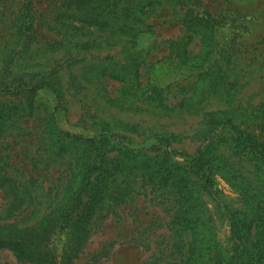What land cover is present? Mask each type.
Returning <instances> with one entry per match:
<instances>
[{"label":"rangeland","instance_id":"374dc122","mask_svg":"<svg viewBox=\"0 0 264 264\" xmlns=\"http://www.w3.org/2000/svg\"><path fill=\"white\" fill-rule=\"evenodd\" d=\"M23 1L0 0V67L11 62L14 72H26L27 77L55 70L63 101L58 104L54 90L46 87L36 93L33 108L24 109L20 97L0 95V181L12 179L6 181L9 192L0 187V223L36 224L66 199L75 157L84 147L78 142L61 152L53 146L44 110L48 106L56 110L59 125L73 133L93 136L101 122L108 121L121 127L125 146L147 148L135 161L127 160L128 169L111 180L76 264L173 261L189 241L187 233L172 224L176 194L137 167L157 157L163 135L175 138L176 160L192 159L214 118L228 111L259 130L257 124L264 120L259 117L264 113V0H163L153 5L135 46L127 38L109 39V32L73 17H65L63 24L57 17L66 9L63 0H32L38 37L26 48L16 32ZM81 24L85 29L80 30ZM71 39L92 45L82 47ZM132 50L142 54L138 78L124 72ZM107 65L123 70L125 78L98 73V66ZM216 132L218 138L232 134L228 127ZM111 142L119 147L110 154L118 155L123 144L113 137ZM229 145L220 141L217 148L231 155ZM230 160L253 178L251 163L237 156ZM228 174L231 180L216 177L217 197L203 191L199 175H187L198 196L190 205L201 204L220 243L230 231V210L232 214L243 208L261 189L256 183L252 189L246 186L235 170ZM14 185L21 203L13 201ZM65 239V232L56 238L59 254ZM0 263L24 264L9 249L0 250Z\"/></svg>","mask_w":264,"mask_h":264},{"label":"trees","instance_id":"16d2710c","mask_svg":"<svg viewBox=\"0 0 264 264\" xmlns=\"http://www.w3.org/2000/svg\"><path fill=\"white\" fill-rule=\"evenodd\" d=\"M162 1L63 0L62 6H66V9L58 13L57 17L63 24L65 17H73L79 23L96 26L97 31L109 32V39L113 37L114 41H118L115 39L127 38L135 46L145 31L153 5H161ZM35 18L34 3L32 0H24L17 16L16 29L22 48H26L38 37ZM83 27L79 26L80 30L85 29ZM70 41L82 47L92 45L89 40ZM96 42L95 39L92 43ZM141 56L138 50L129 52V60L132 61L124 72L129 70L136 78L140 77ZM12 65L10 62L0 67V95L20 97V103L25 104L24 109L33 108L37 102L36 93L46 87L54 90L58 104L63 101L60 80L59 85L55 82V70L38 72L39 75L34 72L33 76L27 77L26 72H14ZM97 71L109 77L125 78L123 70L118 71L110 65L101 68L98 66ZM44 110L54 147L63 152L67 145L79 142L84 149L75 157L76 167L72 172L66 199L36 224L20 225L18 220L0 223V250H11L24 264H76V257L91 236L93 217L110 193L111 180H115L119 173L128 169L127 160L135 161L141 155L137 154L143 153L147 148L125 146L120 140L123 134L118 129L121 127L116 123L103 121L96 134L88 136L62 128L58 123L56 110L52 111L48 106ZM259 117L264 119V113ZM214 120L215 124L207 129L204 142L192 159L186 162L176 160L173 154L175 138L172 135H163L159 136V140L164 148H159L157 157H148L137 167L149 179L173 189L176 194L178 208L172 224L185 231L189 241L185 242V252L180 247L177 258L167 264H264V120L257 124L258 131L251 129L248 120H239L229 111ZM220 127H228L232 134L216 137V131ZM111 137L123 144L118 155L110 154L119 147L111 142ZM220 141L230 144L228 148L232 149L231 155L219 151L217 146ZM233 156L239 157L240 161L245 159L254 166L253 178L239 171L235 165L237 163L230 160ZM231 170L237 172V179H243L246 186L252 189V185L256 183L261 189L259 194L247 199L243 208L234 209L232 214L230 210V231L220 243L215 238L210 220L202 214L201 204L197 202L190 205L198 196H195L194 187L189 184L187 175H199L203 191L216 196L217 175L222 174L224 178L231 180L228 174ZM3 180L0 181V187L9 192L6 181L11 182L12 179L4 177ZM14 187L10 191L13 201L21 203L18 201L22 200L17 195L18 189L15 185ZM61 232L66 233V239L59 254L55 241Z\"/></svg>","mask_w":264,"mask_h":264}]
</instances>
